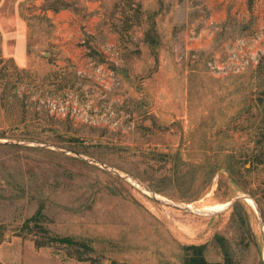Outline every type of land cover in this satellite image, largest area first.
<instances>
[{
	"label": "rangeland",
	"instance_id": "374dc122",
	"mask_svg": "<svg viewBox=\"0 0 264 264\" xmlns=\"http://www.w3.org/2000/svg\"><path fill=\"white\" fill-rule=\"evenodd\" d=\"M0 140L258 205L0 145V264H264V0H0Z\"/></svg>",
	"mask_w": 264,
	"mask_h": 264
},
{
	"label": "water",
	"instance_id": "95a60500",
	"mask_svg": "<svg viewBox=\"0 0 264 264\" xmlns=\"http://www.w3.org/2000/svg\"><path fill=\"white\" fill-rule=\"evenodd\" d=\"M17 145V146H35V147H46L52 150H57L66 154H70L72 156L78 157L81 160L85 161V162H89V163H93L94 165L110 172L111 174H113L114 176L124 180L125 182L137 187L138 189H140L141 191L149 194L154 200H156L157 202L164 204L166 206L172 207V208H176L178 210L187 212V213H191L197 216H202V217H212V216H216L219 214H222L224 212H226L227 210H229L230 208H232L235 204H237L239 201L241 200H251L253 202V204L256 206L257 210H258V205L256 203V201L248 194L246 193H240L236 196H234L229 202H227V205L221 209V210H214V211H202L199 209H195L192 207H189V204H184V203H178V202H172V201H168V200H164L163 198H161V196H159L157 193H155L154 191L150 190L149 188H147L146 186L142 185L140 182H138L137 180H135L134 178H132L129 175H126L122 172L117 171L116 169L102 163L99 162L97 160L91 159V158H85L83 155L69 150L67 148H62V147H58V146H52L46 143H41L38 141H31V140H21V141H1L0 140V145ZM259 223H260V228H261V234H262V239L264 242V229H263V220L261 215L259 214Z\"/></svg>",
	"mask_w": 264,
	"mask_h": 264
},
{
	"label": "trees",
	"instance_id": "16d2710c",
	"mask_svg": "<svg viewBox=\"0 0 264 264\" xmlns=\"http://www.w3.org/2000/svg\"><path fill=\"white\" fill-rule=\"evenodd\" d=\"M57 1L60 2L61 0H57ZM61 4L65 6L64 2H61ZM53 11L57 12L58 9L54 8ZM232 167L233 166H231V168ZM233 173L236 174L238 172L236 170H233ZM1 241L2 240H1V234H0V244H1ZM55 241H57L59 244L64 243L69 246L68 253L70 257L75 258L79 261L90 260V258L86 256V253L88 251H92V249L85 242L76 241L70 237L60 238V237L54 236L53 238H51V242L54 243ZM35 245L36 247L40 248V247L49 245V243L48 242L41 243L37 241ZM205 248H206L205 245H191V246L185 247L184 249L186 253H185L183 264H233V262L227 255V252H225V257L223 259L224 260L223 262L212 263V262L207 261L204 256Z\"/></svg>",
	"mask_w": 264,
	"mask_h": 264
},
{
	"label": "bare ground",
	"instance_id": "6f19581e",
	"mask_svg": "<svg viewBox=\"0 0 264 264\" xmlns=\"http://www.w3.org/2000/svg\"><path fill=\"white\" fill-rule=\"evenodd\" d=\"M247 202L249 203V205L250 206H252L253 208H255V205L253 204V202L251 201V200H249V199H247ZM227 205V204H226ZM225 205V206H226ZM224 206V207H225ZM189 207H191V206H189ZM223 207V208H224ZM222 208V205H219V206H216V207H213V208H207V207H200V209L199 210H202V211H214V210H219V209H221ZM222 208V209H223Z\"/></svg>",
	"mask_w": 264,
	"mask_h": 264
}]
</instances>
